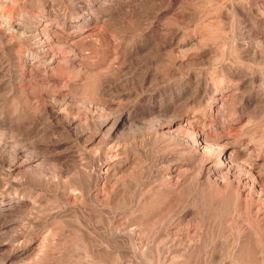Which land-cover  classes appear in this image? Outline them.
Segmentation results:
<instances>
[{
  "label": "bare ground",
  "instance_id": "obj_1",
  "mask_svg": "<svg viewBox=\"0 0 264 264\" xmlns=\"http://www.w3.org/2000/svg\"><path fill=\"white\" fill-rule=\"evenodd\" d=\"M55 24L71 29L73 39H77L80 37L79 32L91 22L88 19L64 20ZM43 28L47 29V24H44ZM12 31L14 32V29ZM41 34L37 29L30 31L29 41L35 48L28 51L26 61L48 70L57 61L58 56L46 46H57L58 42L54 36L47 34L42 38ZM110 38L111 42L106 38H100L97 42L105 47L111 43L115 45L124 61H120L118 53V57L109 61L111 68L101 73L100 85L96 91L102 101L82 100L79 108L77 106V110H74L69 109L61 100L46 101V97L41 95L35 99L33 114L24 119L9 118L8 132L17 142L23 140L26 144L15 146L11 156L8 155L10 162L6 176L13 179L12 176L20 170L36 167H41L42 170L50 165L57 167L62 176L72 179L71 183L62 185L65 194L71 203L78 207L77 212H80L81 217L87 218L91 223L96 233H106L104 226L98 228L103 218L94 215L93 208L89 207L85 199L92 198L98 207L111 212L112 221L109 223L116 232L115 238L130 248L131 254H127L132 260L142 259V251L152 249H155L154 254L163 253L164 259L172 262L184 263L193 260L195 255L190 254L191 250L200 245V240L186 236L183 227L186 228L191 221L203 222V219L220 221L227 211L235 215V220L240 224L238 247H242L246 241L247 233L255 235L263 243L264 229L257 230L256 226L252 227L247 216L260 228L261 220H264V146L261 147L255 144L252 138H247L245 145L240 146L239 151L244 159L238 165L239 163L233 161L232 147L223 142L222 135L206 131L208 118L202 114V109L205 104H209L208 110L212 114L223 112L228 104L224 99L218 101L216 94L224 92L225 88L215 89L204 77H194V80L190 77L185 86L178 87L170 82L169 75L165 74L164 70H158V67L153 65L155 60L148 57L151 47L148 48L147 44H137L124 36ZM151 41L148 40L149 44ZM104 55L107 61L106 54ZM73 60L69 58L60 62L65 65ZM63 67L58 66L54 72L57 75L64 73ZM226 70L232 82L236 80L240 82L241 87L246 86L247 79L238 68L228 67ZM167 71L171 75L175 72L174 69ZM209 99L213 101L208 103ZM256 104L258 105L254 104L253 100L245 99V106L241 107L238 114L245 115L244 110L252 105L257 106ZM249 123V119L242 121V134ZM57 136L62 139H56ZM119 138L121 142L118 141ZM95 149L97 150L94 151ZM141 152L144 154L143 158L139 157ZM156 193H163L166 194L164 196L172 198L171 204L168 203L169 208L165 207L169 209L168 217L162 220L159 230L155 233L153 230L151 235L158 238L162 231L166 233L159 243L168 241L172 246L166 245L161 251L158 245H155V239L148 241L144 237L148 234H144L145 228L139 224V216L145 211L144 203ZM190 200L193 205L186 206L185 203ZM67 201L66 203H69ZM40 204V198L33 191L26 195L16 193L12 196L2 193L0 238L5 236L9 225L21 224L26 216L35 214ZM121 208L123 212L119 211ZM198 227L200 228L199 225ZM55 230L49 229L48 235L46 233L47 236H43L42 240L36 233L37 235L30 237L22 246L7 243L3 241L4 238L0 239V264L26 261L32 257L36 261L49 258L52 253L49 246L55 241L51 236L57 235L59 231ZM218 256L212 251L204 254L203 259L216 260Z\"/></svg>",
  "mask_w": 264,
  "mask_h": 264
},
{
  "label": "rangeland",
  "instance_id": "obj_2",
  "mask_svg": "<svg viewBox=\"0 0 264 264\" xmlns=\"http://www.w3.org/2000/svg\"><path fill=\"white\" fill-rule=\"evenodd\" d=\"M87 19L91 24L79 32L80 37L77 39H73L71 29L55 24L64 20ZM44 24H47V29L43 28ZM30 29H37L42 33V38L47 34L54 36L58 42L57 46L55 44L46 46L58 56L57 63H53L48 70L26 61L28 51L35 48L29 41L32 31ZM123 36L136 41L137 44H147L148 48L151 47L148 57L155 60L153 65L158 67V70L159 68L164 70L165 74L169 75L170 82L178 87H183L190 77L193 80L194 77H204L215 89L225 88L224 92L216 94L218 101L224 99L228 104L224 111L212 114L208 110L209 104H205L202 114L208 118L206 131L222 135L223 142L232 147L231 153L235 163L240 165L244 159L239 149L245 145L247 138H252L253 142L261 147L264 146V0H0V196L2 193L7 196L16 193L26 195L33 191L41 200L40 208H37L35 214L26 216L21 224L9 225L5 230V236L0 239L4 238L3 241L7 243L22 246L34 235L38 234L42 240L43 236L48 235L49 229L55 228V232L59 230L57 235L51 236L56 242L53 241L49 246L52 250L49 258L36 261L32 257L12 264L178 263L164 259L163 253L154 254L155 249L141 250L142 259L129 258L130 248L115 238L116 232L110 224L111 212L98 207L92 198H86L85 201L93 208L94 215L103 218L98 228L104 226L106 233L105 235L96 233L91 223L87 218L81 217L80 212H77L78 207L74 206L75 204L71 203L65 194L63 186L71 183L72 179L69 176H62L57 167L50 165L42 170L41 167L20 170L12 176L13 179L6 176L12 149L26 144L23 140L17 142V139L8 132L7 126L11 117L24 119L33 114L35 99L41 95L47 98L46 101L61 100L69 109L74 110H77V106L79 108L82 100L102 101L96 91L100 85L99 77L103 71L111 68L112 64L109 61L118 57L119 52L112 43L105 47L97 40L106 38L111 42L110 37ZM148 40L153 42L149 44ZM62 58L74 60L64 65L60 62ZM119 59L124 61L120 53ZM58 66L64 68V73L57 75L54 72ZM228 67L238 68L244 73L247 79L245 87H241L240 82L236 80L231 81L226 72ZM168 68L175 70L173 72L176 73L175 76L167 71L170 70ZM245 99L253 100L254 104L258 105H252L247 108L248 110H244L245 115L238 114L241 107L245 106ZM212 101L213 99H209L208 103ZM244 119H249L250 123L242 134L240 128ZM120 139L118 141L121 142ZM143 156L142 152L139 153L140 158ZM164 195L166 194L156 193L150 200L148 199L144 203L145 206L143 205L145 211L139 216V224L145 228L144 234H148L144 237L148 241L155 239V245H158L160 251L164 250L166 245L172 246L168 241L159 243L165 238L166 233L163 231L158 238L151 237L153 230L154 233L157 232L162 220L169 215V209L166 208H169L172 198ZM151 200L153 201L150 203ZM232 200L234 201V196ZM185 204L190 207L193 202L190 200ZM119 211L123 212L122 208ZM235 218V215L227 211L220 221L203 219V222L191 221L190 225L183 227L185 235L199 239L200 245L191 250L190 254L197 256H194L192 262L178 264H264V242L262 243L255 235L247 233L246 241L242 247H238L240 224ZM247 218L252 227L256 226L255 229H264V220H261L259 228L250 220V216ZM147 219L149 221H144ZM81 220H85L86 223ZM212 251L219 255L217 259L204 260V254Z\"/></svg>",
  "mask_w": 264,
  "mask_h": 264
}]
</instances>
